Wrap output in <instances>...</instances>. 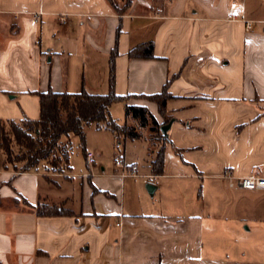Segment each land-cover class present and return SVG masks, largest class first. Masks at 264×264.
I'll list each match as a JSON object with an SVG mask.
<instances>
[{
  "label": "crops",
  "instance_id": "obj_1",
  "mask_svg": "<svg viewBox=\"0 0 264 264\" xmlns=\"http://www.w3.org/2000/svg\"><path fill=\"white\" fill-rule=\"evenodd\" d=\"M115 2L0 0V122L38 119L35 92L84 88L124 97L112 118L143 107L161 125L145 98L166 85L173 123L163 172L153 174L155 153L141 139L142 170L119 157L136 178L98 166L95 153L87 173L70 159L60 175L16 171L0 152V264H264V189H230L223 179L264 177V17L248 0ZM145 44L153 58L130 55ZM206 181L220 182L218 224L207 205L208 248L201 212L187 211L190 193L191 209L200 208L197 183ZM39 204L63 213L38 216Z\"/></svg>",
  "mask_w": 264,
  "mask_h": 264
},
{
  "label": "trees",
  "instance_id": "obj_2",
  "mask_svg": "<svg viewBox=\"0 0 264 264\" xmlns=\"http://www.w3.org/2000/svg\"><path fill=\"white\" fill-rule=\"evenodd\" d=\"M106 1L113 8L118 9L115 0ZM130 55L153 58L152 45H142ZM113 59L114 55L111 56V87ZM35 94L39 102L38 119L0 122L2 165L11 166L16 171L31 172L42 169L46 173L54 174H65L70 171L69 160L72 154L70 136H77L80 146L84 148V131L89 127L95 131H109L118 141L121 137L131 141L142 138L141 134L135 133L132 127L121 125L111 117V106L116 102L124 101V97L115 95L112 89L107 95L90 94L84 88L76 94L54 93L51 90L43 93L35 92ZM169 98L166 85L159 95L145 98L157 104L159 113L164 117L161 125L146 108L134 106L125 108L126 119L131 117L141 128H145L149 122L150 131L156 133L151 138V141L155 142L153 144L155 148H149L150 152L155 153L151 162V171L154 175H161L164 167V150L168 139L162 136L160 127L171 120L165 114V103ZM15 149L16 153H14ZM35 212L38 216L51 217L62 214L63 210L58 206L39 204Z\"/></svg>",
  "mask_w": 264,
  "mask_h": 264
},
{
  "label": "rangeland",
  "instance_id": "obj_3",
  "mask_svg": "<svg viewBox=\"0 0 264 264\" xmlns=\"http://www.w3.org/2000/svg\"><path fill=\"white\" fill-rule=\"evenodd\" d=\"M250 5V9L252 8L253 11L257 12L258 16L264 17V0H248ZM121 106V105H120ZM125 112L122 107H120V113L118 114V122L119 124H126L134 129V132L137 134H141V140L148 143L149 148L153 149L155 146V142L151 141V138L155 136L156 133L154 131H150V123L145 128H141L138 122H135L131 117L125 118ZM164 121V120H163ZM85 134V144L84 148L80 146V141L77 136H70V141L72 144V154L70 159L74 161L75 167L74 172L76 173H87V167L84 161V151L95 153L96 163L98 166L103 165L106 167L108 171L114 170V158L121 157L124 158L126 163H137L140 170H142L146 166V154L142 148V144L140 142L131 141L130 139H125L121 137L120 140H116L111 133L106 131H95L92 127L86 128L84 131ZM149 140V142L147 140ZM112 140V141H111ZM66 141V139H64ZM113 142V143H112ZM97 150L99 152V156L97 154ZM17 150H14L16 153ZM54 174V173H51ZM61 175V174H60ZM142 179H138V182L141 183ZM220 182L211 183L210 181H206L205 184L197 183V189L201 190L199 204L200 208L191 209V193L189 194V198L187 200L186 193L181 192L180 196L182 200L188 201L190 203V209L187 211H197L201 212L203 219L206 221V225L203 228V239L205 247L208 248L210 245V235H212V231L207 228V205L213 206L212 211L217 216L216 224H218V215H219V184ZM201 187V188H200ZM184 196V198H183ZM215 226V232H219L220 225H213ZM241 229H245L247 226H240ZM232 226H226L224 229V233H222L221 238L219 237L218 240H225L227 234L231 232ZM228 230V231H227ZM230 230V232H229Z\"/></svg>",
  "mask_w": 264,
  "mask_h": 264
},
{
  "label": "built area",
  "instance_id": "obj_4",
  "mask_svg": "<svg viewBox=\"0 0 264 264\" xmlns=\"http://www.w3.org/2000/svg\"><path fill=\"white\" fill-rule=\"evenodd\" d=\"M229 21H238L234 16H228ZM250 28V23H247V29ZM85 164L91 167L94 164V154L92 152H85L84 154ZM114 164L116 167L123 170L121 176L136 178L139 177L137 174V167L130 166L126 167L119 157L114 158ZM226 180L227 187L230 189H242V190H259L264 189V177L258 175H251L247 177H236L232 173L228 172L223 176Z\"/></svg>",
  "mask_w": 264,
  "mask_h": 264
},
{
  "label": "water",
  "instance_id": "obj_5",
  "mask_svg": "<svg viewBox=\"0 0 264 264\" xmlns=\"http://www.w3.org/2000/svg\"><path fill=\"white\" fill-rule=\"evenodd\" d=\"M172 123H173V120H170L167 124L162 125V126L160 127V132H161V134H162V136H163L164 138H167V136H168V131H169V129H170ZM145 188H146L148 194H149L150 196H152V194H153V190H154V187L151 186L150 184H147V185L145 186Z\"/></svg>",
  "mask_w": 264,
  "mask_h": 264
}]
</instances>
